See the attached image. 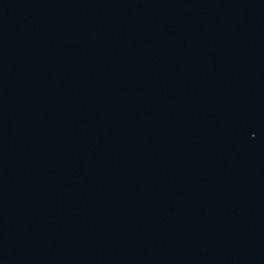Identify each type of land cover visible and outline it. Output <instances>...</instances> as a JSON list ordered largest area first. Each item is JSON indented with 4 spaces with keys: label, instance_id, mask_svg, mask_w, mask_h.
I'll list each match as a JSON object with an SVG mask.
<instances>
[{
    "label": "water",
    "instance_id": "1",
    "mask_svg": "<svg viewBox=\"0 0 264 264\" xmlns=\"http://www.w3.org/2000/svg\"><path fill=\"white\" fill-rule=\"evenodd\" d=\"M0 264H264V0H0Z\"/></svg>",
    "mask_w": 264,
    "mask_h": 264
}]
</instances>
